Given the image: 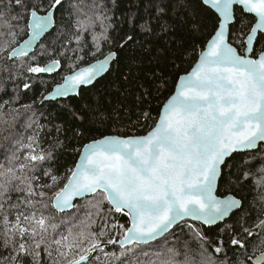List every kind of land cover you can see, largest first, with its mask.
<instances>
[{
  "label": "snow or ice",
  "instance_id": "snow-or-ice-1",
  "mask_svg": "<svg viewBox=\"0 0 264 264\" xmlns=\"http://www.w3.org/2000/svg\"><path fill=\"white\" fill-rule=\"evenodd\" d=\"M199 3L201 10L216 14L217 26L146 134L104 135L84 144L62 185L64 178L44 166L63 144L45 147L42 125L29 120L33 133L26 139L4 136L12 146L0 159V251L7 252L0 255V264H227L212 255L226 254L225 239L213 243L187 221L211 227L242 207L234 195H217L222 166L233 154L247 153L240 178L264 188V46L257 48L264 45V0ZM63 5L64 0H0V71L12 73L13 80L24 79L23 89L32 87L28 74L39 80L62 67L60 58L49 57L64 58L68 47L50 51L40 41ZM236 5L242 8L239 18ZM179 6H186L184 0ZM88 7L85 12L72 5L75 20L67 44L75 42L71 51L84 53V34L90 32L95 51L88 54L94 57L110 41L114 25L104 0H93ZM158 11L163 14L166 7ZM244 14L255 17L254 25L233 31ZM97 23L100 32L95 31ZM148 27V22L141 25ZM25 33L27 38L19 42ZM116 56L109 51L103 59L78 67L85 56L76 55L62 83L43 100L79 95L82 86L109 71ZM18 99L0 104V132L14 128L25 113L35 115L30 104L13 107ZM256 162L259 166L252 171ZM42 168L51 182L37 185L35 173ZM116 214L129 218L127 227L116 221ZM184 226L190 228V239L169 246L166 237ZM239 228L237 232L226 225L228 244L243 250L236 253L235 264H264V219ZM253 236L259 242L246 243ZM109 246L113 250L107 251Z\"/></svg>",
  "mask_w": 264,
  "mask_h": 264
},
{
  "label": "trees",
  "instance_id": "trees-1",
  "mask_svg": "<svg viewBox=\"0 0 264 264\" xmlns=\"http://www.w3.org/2000/svg\"><path fill=\"white\" fill-rule=\"evenodd\" d=\"M92 2L64 0L63 8L56 12L54 30L40 42L48 46L50 51H59L64 45L68 47L69 51L64 58L56 55L49 57L61 59V71L52 75L43 74L39 80L28 74V82L32 84L30 89H23L24 79L13 80L12 73L0 71V104L18 96L13 107L30 104L35 112L34 116L25 113L14 128L0 132V159L5 150L12 146V141L5 140L4 136H22L26 139L33 133L27 124L29 120H35L42 125L39 134L45 141V147L48 144L55 145L58 141L63 144L55 152L54 160L44 167L62 176L65 182L84 144L104 135H143L154 126L163 104L173 94L179 77L188 73L197 62L198 52L206 46L217 26L216 14L206 8L201 10L199 0H184L185 7L179 6L180 0H104L111 10L108 14L114 25L108 32L110 41L104 43L93 57L88 54L89 51H95L91 33L88 32L84 34L85 52L73 53L71 49L76 47L75 42L67 44L75 20L72 5L79 4L88 12ZM158 7H166L165 13H160ZM235 11L239 18L242 8L236 7ZM145 22H148L149 27L142 29L141 25ZM254 23L253 15L244 14L243 21L238 19L232 30L236 31L245 25L247 31ZM196 25H199V30ZM95 31H101L99 23ZM128 36L132 40H127ZM26 37V33L21 35L19 42ZM261 46L264 45L257 44V48ZM109 51L117 52V59L109 72L94 85L82 88L78 96L41 103L54 85L62 82L63 75L68 74V65L73 63L76 55L85 56L83 61L77 62V66L81 67L102 58ZM143 113H148L150 118L145 119ZM260 148L264 150V144ZM246 157L247 153H236L226 161L218 189L221 196L233 194L240 198L243 202L241 209L225 222L213 227L187 221L188 225L195 224L200 228L213 243L218 238L225 239L226 254L217 256L211 247L209 252L218 261L226 260L227 264H235L238 259L236 253L243 250L228 244L226 225L233 226L239 232L241 223L251 227L258 218L264 219V201L260 199L264 195V188L258 189L251 178H240L241 166ZM258 166V162L254 163L252 171ZM43 171L42 168L35 173V184L51 182L49 177L43 175ZM37 189L40 190L39 187ZM77 203L84 204L85 201L78 200ZM115 219L125 227L128 226L127 216L116 214ZM221 229H225L223 236ZM173 233L166 237L169 246L173 243L182 245L190 239V228L187 226L176 227ZM258 242L256 236L246 240L249 244ZM113 247L109 246L106 250L111 251ZM191 247L195 249L198 246L193 242ZM0 255H7V252L0 251Z\"/></svg>",
  "mask_w": 264,
  "mask_h": 264
},
{
  "label": "water",
  "instance_id": "water-1",
  "mask_svg": "<svg viewBox=\"0 0 264 264\" xmlns=\"http://www.w3.org/2000/svg\"><path fill=\"white\" fill-rule=\"evenodd\" d=\"M236 7H241V6H239V5L234 6V10H235ZM55 25H56V14H55ZM55 25L49 30L48 33L45 34L44 37L41 38V41H42V40H43V39H44L49 33H51V32L54 30ZM26 38H27V37H26ZM26 38H25V39H26ZM210 39H211V38H210ZM210 39H209V40H210ZM41 41H40V42H41ZM116 53H117V52H116ZM103 57H104V56H103ZM103 57H102V58H99V59H103ZM116 59H117V56H116V58L114 59V61L111 63L109 70L111 69V67H112V65H113V63L115 62ZM198 59H199V58H198ZM197 61H198V60H197ZM94 62H95V60L92 61V62H90V63H88V64H86V65H83V66H81V67H87L89 64L94 63ZM61 64H62V62H61ZM194 65H195V64H194ZM193 67H194V66H193ZM61 69H62V67H61ZM61 69L58 70V72L61 71ZM191 69H192V68H191ZM190 71H191V70H190ZM190 71H189V72H190ZM58 72H56V73H58ZM108 72H109V71L105 72V73L102 74L100 77H98V78L93 82V84L88 85V86H82L81 89L84 88V87H90V86L94 85V84L96 83L97 80H99L100 78H102L103 76H105ZM52 74H54V73H52ZM52 74H46V75H52ZM184 75H185V74H184ZM61 83H62V82H61ZM177 83H178V81H177ZM177 83H176V84H177ZM81 89H80V90H81ZM80 90H79V94H80ZM174 91H175V90H174ZM173 93H174V92H173ZM47 94H48V93H47ZM47 94H46V95H47ZM74 96H78V95L72 94V95H70V96H68V97L58 98L57 100L67 99V98L74 97ZM57 100H56V101H57ZM46 101H47V100H43V98H42L41 103L46 102ZM161 109H162V108H161ZM145 134H146V133H145ZM143 135H144V134H143ZM89 143H90V142H89ZM82 151H83V148H82L81 152H82ZM81 152H80V154H81ZM233 155H234V154H233ZM79 157H80V155H79ZM78 161H79V158H78L77 162H78ZM222 174H223V166H222ZM219 184H220V180H219L218 183H217V195H219V194H218ZM228 195H233V194H228ZM219 196H221V195H219ZM225 196H227V195H225ZM234 196H235V195H234ZM221 197H223V196H221ZM235 197H236V196H235ZM236 198H237V199H240V198H238V197H236ZM240 200H241V199H240ZM241 201H242V200H241ZM76 202H77V201H76ZM240 209H241V208H240ZM240 209H238V210H240ZM238 210H235L234 213L237 212ZM234 213H233V214H234ZM233 214H231L230 217H231ZM230 217L226 218L223 222H225V221H226L227 219H229ZM191 221H192V220H191ZM195 222H196V221H195ZM223 222H218L216 225H219V224H221V223H223ZM216 225H214V226H216ZM211 227H213V226H211Z\"/></svg>",
  "mask_w": 264,
  "mask_h": 264
},
{
  "label": "rangeland",
  "instance_id": "rangeland-1",
  "mask_svg": "<svg viewBox=\"0 0 264 264\" xmlns=\"http://www.w3.org/2000/svg\"><path fill=\"white\" fill-rule=\"evenodd\" d=\"M64 182H65V180H61V181H60L61 185H62ZM37 190L40 191V190H42V189H40V190L37 189ZM44 190H47V189H44Z\"/></svg>",
  "mask_w": 264,
  "mask_h": 264
}]
</instances>
